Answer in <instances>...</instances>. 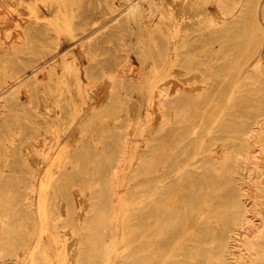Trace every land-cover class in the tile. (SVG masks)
<instances>
[{
    "label": "rangeland",
    "instance_id": "obj_1",
    "mask_svg": "<svg viewBox=\"0 0 264 264\" xmlns=\"http://www.w3.org/2000/svg\"><path fill=\"white\" fill-rule=\"evenodd\" d=\"M113 2L119 9L112 10ZM238 10L239 6L233 13ZM216 11L214 0H0V63L17 59L10 54L11 50L17 46L16 41L22 40L28 27L32 50L17 54L20 60L36 61L34 71L39 84L37 89L30 85L28 90L20 88L17 99L10 98V91L16 90L28 79L26 74L32 73L33 69L25 67L22 81L8 80L0 89V171L5 176L3 197L7 200L5 211L0 207V245L11 244L0 253V264H36L40 256L44 257V264L72 263L81 236L78 229H71L74 221H60L55 216L62 214L65 206L73 209L76 216L85 211L88 195L82 190L75 192L77 187L72 186L84 178L78 175L84 171L102 183L100 195L106 198L102 206L114 213L112 229H103L105 224L101 226L107 245L106 263L101 262L100 252L94 264L210 261L208 256L216 243L211 238L224 229L229 219L231 191L240 180L247 183L248 179L264 188V168L258 179L255 173L247 176L244 169L223 173L226 176L221 177L208 172L207 180L201 185L197 175L201 169H193V162L205 148H217L221 142L232 141L230 133L241 125L245 130L247 117L253 112L248 100L239 96L245 91L237 90L245 72L258 66V78L264 82V0L258 1L250 20L249 33L253 35L250 43L245 41L248 32L243 31L238 47L233 44V33H223L224 47L234 52L224 72L198 70L212 68L201 65L209 57L204 56L202 48H195L201 44L202 37L211 36L212 26L205 24L215 18ZM210 47L216 51L221 45L215 41ZM162 51L165 56L160 54ZM176 52H180V65L174 64ZM97 63L116 67V75L131 85L140 83L141 87L128 90L124 98L121 95L114 112L82 129L81 124L89 113L107 102L110 95L109 82L102 74L90 85L84 73L85 68ZM205 77L217 86L214 100L197 104L185 121L164 123L157 128L161 113L153 100L156 88L165 85L168 93H174L178 86L192 92L194 87L202 85ZM118 124L128 127L121 129ZM262 127L252 139L261 158L264 156ZM153 129L162 132L158 140L146 137ZM125 130L126 152L113 140L103 156L90 153L92 148L101 147L100 140L118 139ZM212 135L216 136L217 144L210 146ZM146 138L151 140L149 153L142 154ZM86 143L89 155H79L74 162L76 168L64 170L63 158L67 152ZM92 157L96 159L90 160ZM112 182L117 201L106 192V185ZM246 183H242L243 189L247 188ZM28 184L30 187L26 189ZM142 188L148 190L145 195L128 200L130 193ZM245 192L242 207L247 208L248 221H256L252 241L263 248L264 205H255L258 208L248 211V206L254 203L247 201ZM159 193L163 196L155 201ZM254 211L261 214L252 217ZM5 212L7 218L3 216ZM127 221L131 231H127ZM7 229L13 232L4 240ZM237 233L239 246L232 254L228 253L229 264H235L234 261L264 264L261 255L264 250L259 252L261 257L256 256L250 262L247 252L241 250L245 237L240 227ZM144 237L152 240L154 251L138 258L136 253ZM126 242L128 245L124 246Z\"/></svg>",
    "mask_w": 264,
    "mask_h": 264
},
{
    "label": "bare ground",
    "instance_id": "obj_2",
    "mask_svg": "<svg viewBox=\"0 0 264 264\" xmlns=\"http://www.w3.org/2000/svg\"><path fill=\"white\" fill-rule=\"evenodd\" d=\"M214 1H215V5H216V10H217L216 13L217 14L215 13L216 14L215 18L213 16L212 20H209V22H208L209 24L208 23L205 24V25H211L212 26V28H211V29H213L212 34H211V36H208V37H202L201 38L202 39L201 44L198 47H196V48L194 47V48L195 49L202 48V50L204 51L203 52L204 56L209 57V59L207 61L201 62V65H207L208 67L212 66V68H210V69H205L203 67H200L198 70L200 72H213L216 74H220V73L224 72L225 65H227V62L228 63L230 62L229 60L234 54L233 51L231 52L224 47V45L226 44V40L223 39V33L224 32L229 33V34L233 33V35L235 36V42L233 44L238 47L239 46L238 42L240 39H242L243 31L248 32L245 35V37H246L245 41L247 43H250L251 37L253 36L251 33H249V27L251 26L250 20L252 19L253 13L255 12V9L258 6L259 0H214ZM114 2L112 5L113 7H111L112 10L119 9V7L115 6ZM238 6H239L238 12L233 13L234 10ZM131 12H133V8H131ZM209 19H211V18H209ZM92 24H91V26L93 27ZM96 26H97V24H96ZM21 38H22V40L16 41L17 42V46H16L17 49L15 50L16 47L14 46L13 50H11L12 53H10L13 57L15 56L17 59L14 60L13 58H10L9 60L2 61L0 63V70L2 72V75L0 77V89L4 88L6 86V81H8V80L9 81L15 80L16 81L15 83H19L20 81H22V79L24 78V76L26 74L25 67H28L30 70H32V69L33 70H32V73L26 74L28 76V79H26L24 82H22L21 85L16 90L10 91L9 95H10L11 99H17L16 94L20 90V88L24 87L25 90H28L27 87L30 85L31 88L35 87L37 89L38 85H39V84H37L38 83V76L36 75V73L34 71L36 61L29 60V59H26V60L21 59L20 60V58H19L20 54H17V53L28 52V51L32 50L30 30L28 29V27L25 28L23 36H21ZM215 41L221 45V48L219 49L217 47L218 49L216 51L211 50V47H210L211 43L215 42ZM179 53L176 52V54H175V62H174L175 65L182 64V61L179 60L180 59ZM160 54L162 56H165L164 51L160 52ZM185 64H187V63H185ZM182 67L187 68V66H182ZM50 68L52 69V65L50 66ZM259 70H260L259 67L255 66L252 68L251 72H248V71H247L248 73L245 72L241 84L237 87V90H239L241 92H242V90L245 91L244 95L239 94V96L240 97L244 96L248 100L249 107L253 108L252 114H250V116L247 117L245 130L242 128V125H241L242 121H241L240 122L241 126L238 127L237 129L233 130L230 133L229 139H233L232 141L221 142L218 145L219 147H217V148H212V149L210 147L205 148L201 157L198 160L193 162V164H192L193 169H195V170L201 169V171L198 172V174H197L198 177L200 178L198 181L200 185L204 184L205 181L207 180L206 173H208V172L216 173L217 177L218 176L221 177L222 175L226 176V174H223V173H229V172L237 173V171L244 169L247 176L250 173H255L256 179L259 178L258 175H259V172L261 170H263L264 163H262V162L260 163L258 159L264 160V158H263L264 156L262 158H261V156H258V154H260V150L257 147H255V145H254L256 141L252 140L254 137H256L259 134V132H258L259 128L262 127V125H264V82H263V80L258 78L257 74H258ZM184 72H186V71H184ZM84 73L88 77L87 80L89 81L90 85H92L93 81H95L97 79L98 74H102L104 76V78L106 80H108V82H109L110 95L108 96L107 102H105L103 105L99 106L98 108L92 110L89 113L90 115L81 124L82 129L89 128L94 123L102 121L104 119V117L107 116L108 112H110V113L114 112L117 109V107H119V103L121 102V98H120L121 95H123V98H124V96H126L128 94V92H127L128 90L130 91L131 88H133V87L134 88L141 87L140 83L139 84L136 83V85H131L128 82L124 81V79H122V77L116 75V67H110V66L107 67V66H105V64L97 63V64L93 65L92 68H85ZM202 81H203L202 85H200L198 87L197 86L194 87V89H192L194 91H192V92H188V90H186L185 88L178 87V86L175 87L174 93H168L167 92V86H165V85H159L156 88V93L154 95L153 100H154L155 105H156L155 107L161 113L160 118L157 117V118H159L157 121L159 127L157 126V128H161L160 126H163L164 123L171 124L175 121L176 122L177 121H185L186 115L188 114V112L191 111V109H193L197 104H200V103L209 104L210 102H212L214 100L213 96L215 94V89H217L216 84L210 78H206V77L203 78ZM211 81L213 82V89H211V85H212ZM169 90H171V89L169 88ZM3 92H5V91H3ZM30 99H31V96H30ZM230 103L232 105V101ZM231 105L229 104V109H230ZM116 126H117V124H116ZM118 126L121 129H126L128 127L127 125H123V124H120V125L118 124ZM218 129H220V127ZM218 129H217V131H220ZM262 129H263V127H262ZM153 130H150L146 137H150V138H152V140L153 139L158 140V137H162V132L161 133L157 132L158 129L157 130L153 129ZM126 135H127V131L125 130L123 133H121L120 138H118V139L111 137L106 142H104V140H100L101 147L92 148L90 150V153L92 152L91 154H93L95 156H97L99 154H102V156H103L106 153L105 152L106 147L113 140L118 141L120 147L122 148V151L126 152L125 150H127V145H128ZM215 137H216L215 135L211 136L210 146L217 144ZM148 139L149 138H146V140L144 141V144L146 147H144L141 150L142 154L149 153V144L151 143V140H148ZM234 139H239V142L238 141L233 142ZM259 141H261V140H259ZM112 143H114V142H112ZM87 144L88 143L82 144L81 146H77L76 148L71 149L67 152V154L63 158L64 170H67V169L73 170L76 168V165H74V162H76V160L78 159V156L82 155L84 153H87L89 151V149L86 146ZM91 154H90V156H91ZM212 154H215L218 156L217 157L211 156ZM93 158L96 159L95 157H92L91 159L90 158L89 159L93 160ZM139 159H141V158H139ZM203 161H206V162H203ZM162 165H164L163 162H162ZM82 167H79V169ZM82 169H85V168L83 167ZM158 169H160V168L158 167ZM91 170H92V168H91ZM84 172L78 173V175H83L84 178L80 179L78 181V183L73 182L72 186L74 185L77 187L75 192L76 191L78 192V190H82V191L86 192V194L88 195V198H87L88 202H87L86 206L84 207L85 211L83 212V214L76 216L74 214L73 209L70 210V208L68 206H65V208L63 209L64 212L62 214H57L55 216L56 219L58 218V220H60V221H74L70 224L71 229H72V231L75 229H78V231L77 230L76 231L79 232V235L81 236V239H82V241L78 243V250H77L71 264H94L97 260V259H95V257L98 256V254L100 252L103 253L102 254L103 258L102 259L100 258L102 260L101 262L106 261V258H107V248L106 247H107V245H105V240H103V231H101L102 230L101 226H104L103 224H105L106 226L103 227V229L106 228V229L111 230L112 229L111 228L112 227L111 226V220L114 217V215H113L114 213L108 212V210L106 211L105 207L102 206V205H104L103 203H105V199H106L105 197L100 195L103 191L102 183L100 181L98 182V181L92 179L91 175H88L90 173L85 174ZM109 172H110V170H109ZM1 173H2V171H0V207H3V209L5 211L6 202H7L5 197H3V187H4L5 176L2 175ZM114 174H115V172H114ZM114 174L112 172L113 176H114ZM92 176H93V174H92ZM217 179H219V178H217ZM249 181L250 180L248 179L247 183H246L245 181L243 182L240 180L239 185L236 184L237 186L234 187V190H232L230 193L231 199L229 198L230 199L229 209L227 207L228 211L230 210L229 214L227 212V214L229 215L227 217L229 219H228L227 225L224 227V229L219 234H217L213 238H211L212 241L216 242V243L214 246L215 247L214 251L212 252L211 255L209 254V256H208V257H210V261L209 260L207 261L205 259L202 262L201 261L195 262V260H192V261H189L188 264H229L230 260H228V259L231 255L228 256V253L232 254L234 252L233 250L235 248H237V246H239L236 243V241H237L236 235L239 233V232L237 233L238 227L241 228V230L243 232L242 234H244L243 236L245 237L244 239H242V245L244 247L241 250H245L247 252L246 254L249 256L250 262H252L254 260V257L259 255V252H261V250H264V245H262L263 248H260V243L252 241V232H253V227H255L254 225H255L256 221L255 222L254 221H248L247 214H246L247 208L244 209L242 207V204H241V203H243L242 202L243 191L246 190L247 193L245 192V194L247 195V201H252L254 203L253 205L249 204L251 206H248L246 204L249 207L248 211H253L254 209L258 208V206L260 207V205H264V188L262 189V188H260V186H258V184H256V183L254 184L253 180H252V183ZM31 183H33V181ZM242 183H246L245 185L247 188L244 187L245 189H243ZM114 184L115 183L112 182V184L106 185L107 186L106 192H108L110 199L117 201L118 196L116 195V193L114 191L115 189H113ZM250 184H252V185H250ZM33 185H35V184H33ZM263 186H264V184H263ZM29 187L30 186L28 184L26 189ZM74 189H73V192H74ZM165 190H166V188H164L163 191H165ZM147 191L148 190H143V188L142 189H136L133 192V194H131V193H130L131 195L129 194L128 200L143 196L146 194ZM72 194H74V193H72ZM25 195H24V197H25ZM162 196H163V194L159 193L156 196L155 201H159L162 198ZM228 196H230V195H228ZM24 204H26V203H24ZM255 205H258V206H255ZM254 212H256V211H254ZM158 213H161V212H158ZM161 214H163V213H161ZM258 214H261V213L256 212V214H252V217L255 215H258ZM3 216L7 218L8 212H5ZM261 216H260V218H261ZM75 221H78V222L75 223ZM262 225L263 224L261 223V226ZM262 227H260V225H259V228H262ZM127 228H128L127 231L132 230L128 224V221H127ZM261 230L259 232H261ZM12 232L13 231L11 229H7L3 234L4 240H8V238L11 236ZM257 232H258V230H257ZM263 232H264V230H263ZM152 233H153V231H152ZM131 236H133V234H131L129 236V239ZM150 236H152V235H150ZM131 239H132V237H131ZM143 239H144L143 243L141 244V246L139 247V249L136 253L138 258H139V256H143L142 254L149 253L147 255H151L150 253L152 251H154V247L152 246V242H151L152 240L148 239L147 237H144ZM97 240H99V241L101 240L102 242L100 241L101 243H96ZM7 244L9 245L10 243L0 245V253L7 250L6 249L7 248L6 246H8ZM127 245L128 244L126 242V244L124 246H127ZM9 248H10V246H9ZM43 253H44V251L41 250L40 254L43 255ZM261 255H264V254H261ZM99 257H100V254H99ZM258 257H261V256H258ZM140 262L141 261L138 260L137 264H139ZM97 263H98V261H97ZM234 263L235 264H243L240 261L239 262L234 261ZM36 264H44V257L43 256L38 257L36 260ZM145 264H147V262ZM153 264H155V263H153ZM184 264H186V263H184Z\"/></svg>",
    "mask_w": 264,
    "mask_h": 264
}]
</instances>
